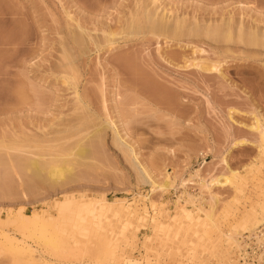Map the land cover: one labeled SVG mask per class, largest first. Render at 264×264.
<instances>
[{"label":"rangeland","instance_id":"obj_1","mask_svg":"<svg viewBox=\"0 0 264 264\" xmlns=\"http://www.w3.org/2000/svg\"><path fill=\"white\" fill-rule=\"evenodd\" d=\"M151 13L155 20L163 14L169 27L198 25L200 33L230 24L235 39L223 42L225 32L215 39L214 33L160 34L152 30ZM238 26L244 33L251 26L264 30V0H0V234L8 232L33 251L32 257H13L0 246V264H259L253 256L263 225L249 230L261 224L264 202V49L237 40ZM74 35L84 39L81 44ZM75 89L93 103L99 122L105 120L103 90L116 127L138 152L132 162L107 128L102 145L97 139L95 152L75 165L69 183L64 180L76 189L72 202L60 201L61 211L99 201L94 211L102 215L93 221L80 210L76 216L77 207L64 215L53 205L68 193L59 190L61 183H50L53 191L43 179L40 186L50 187L37 189L28 173L27 185L15 162L20 155L9 148L24 134L49 140L67 134L87 112ZM256 118L259 130L251 128ZM238 139L247 142L235 146ZM223 157L237 173L231 184L213 185L212 198L200 178L208 183L227 171ZM140 163L157 184L173 186L156 187ZM185 191L195 197L193 205L176 202ZM120 203L135 211L103 213L105 205ZM32 211L40 215L30 216L27 230L6 219ZM49 239L54 246L44 245Z\"/></svg>","mask_w":264,"mask_h":264},{"label":"bare ground","instance_id":"obj_2","mask_svg":"<svg viewBox=\"0 0 264 264\" xmlns=\"http://www.w3.org/2000/svg\"><path fill=\"white\" fill-rule=\"evenodd\" d=\"M150 15V14H149ZM153 16H154V13H153ZM152 17V13H151V16H150V21H151V19H153L152 20V27L154 28V29H152L153 31L154 30H156V32L158 31V32H160V34H166V35H171V36H173V38L174 37H179V36H181V35H185V34H189V35H191V34H193V35H195V36H200V35H204L205 36V33L206 34H210V33H212V34H210V35H213V33H214V39L215 38H219L218 36H216L217 35V33H224V34H220V35H223V37H225V39L223 38L222 40H223V42H226V41H228V42H230V41H232V39H233V37H234V32H232V29H231V27H229L230 26V24H228V23H226V24H228L227 25V28L226 27H224V28H226V30L224 31L223 29V31L221 32V31H217L218 29H219V27H216V29L214 28L213 30H212V28H210V30H208L209 29V26L208 25H206V27H205V29L207 28V26H208V28H207V30H206V32L205 33H200V29L202 30V28L200 27V26H198V25H196V26H194L193 27V29L192 28H189V27H186V29H185V27H184V22L183 23H180V22H177V24H176V26L175 27H169L168 25H166L165 24V22H164V15L162 14L161 15V19H158V20H155L154 18H151ZM164 18V19H163ZM179 21H181L182 22V20H179ZM151 24V23H150ZM241 25H243V24H241ZM256 26V25H255ZM151 27V28H152ZM211 27V26H210ZM244 26H238V28L237 29H239L238 30V36L236 37V39L239 37V39H241V41L240 42H243V44L244 43H246L247 45H252V46H256V45H258V47L256 46V48H259L260 47V45L261 46H263V48L261 47V49H264V30L263 29H261V27H250L249 28V30H247L248 32H246V33H244L245 32V29L243 28ZM78 28V27H77ZM233 28V27H232ZM82 29V28H81ZM83 31H84V29H82ZM215 30H216V32H215ZM220 30V29H219ZM234 31H235V29H233ZM237 31V30H236ZM203 32H204V29H203ZM200 33V34H199ZM216 33V34H215ZM234 33V34H233ZM77 35V34H76ZM76 35H74L73 36V40L76 42V45H78V44H81V42L86 38H84V36L83 35H77V37L78 36H83V38L84 39H82V41H81V37H79L80 38V41L81 42H79L78 41V39L77 38H75V36ZM109 35L113 38L114 37V33H109ZM219 35V36H220ZM216 36V37H215ZM209 37H211V36H209ZM221 37V36H220ZM246 37V38H245ZM75 38V39H74ZM222 38V37H221ZM221 38H220V40H221ZM244 38V39H243ZM235 39V38H234ZM233 39V40H234ZM217 40V39H216ZM225 40V41H224ZM238 40V39H237ZM73 41V42H74ZM77 41H78V43H77ZM75 42H74V44H75ZM86 43V39H85V41H83V44H85ZM114 44V42H112V41H109V45L111 46V45H113ZM95 45H97V44H95ZM79 46H81V45H79ZM249 46V47H250ZM96 48H99V49H101L99 46L98 47H96ZM109 48H111V47H109ZM251 48H253V47H251ZM99 51V50H98ZM125 60V62H126V60H130V58L129 59H124ZM123 60V61H124ZM131 61V64L129 63V61H127L126 63H128L129 65H132L133 66V63H132V60H130ZM126 63H125V65H126ZM127 64V65H128ZM126 65V66H127ZM202 65H204V64H202ZM132 66H131V69H132ZM204 66H206V65H204ZM203 66V67H204ZM208 66V65H207ZM206 66V68L205 69H208L209 67H207ZM130 66H128V68H129ZM211 69V68H210ZM132 72V71H131ZM133 75V74H132ZM103 79H105V78H103ZM102 81H105V80H102ZM105 83V82H104ZM74 87H76L75 85H74ZM159 87V86H158ZM102 89V88H101ZM129 90L130 91H132L133 92V85H130V87H129ZM76 91V92H75ZM75 95H77L76 96V98H77V100L79 101V103L83 106V108L84 109H86V111L87 112H85V116L84 115H82V119L79 121V117L78 118H76V120L79 122V123H76L75 125L73 124L72 125V128L71 129H67L66 130V132H67V134L65 133V132H62L61 131V135H62V133H64V134H66V136L65 137H62L61 138V135L60 136H56V135H54V136H52V137H55L56 136V138L54 139V138H52V139H54L55 141H57L58 139L57 138H59V140H61V141H59L58 140V142H56V145H55V143H52V141L53 142H55L54 140H49L48 139V136H46V138L48 139H45V136H43L44 138L43 139H41L40 137L38 138V137H32V136H30L29 134H24L25 135V137L23 136V137H21L22 139V141L20 142V143H18V145H16V143L14 144V143H12V145L14 144V145H16V146H14V148L11 146V147H9L10 149L12 148V151H14L13 149H15V151H14V153L16 152V151H18V154L20 155V156H18L17 155V153H15L18 157H20V158H18L17 157V159L15 158L16 157V155L15 154H11V150H9L8 151V146H7V151H6V149H5V152L6 153H8L7 155H9L8 157L9 158H11V159H13V158H15L16 159V161H15V159H14V161L15 162H20V165H21V167H19V168H21V169H23L22 171L20 170V172H23V171H25V172H23V174L21 173V175H23L24 176V178H22V179H24L25 181H27L26 182V184L28 185V181H32V177H31V175L36 179V180H38V181H36V183L38 184V182H39V184H38V186H31V190H34V188H37V187H39L40 186V180H48V183L50 184V183H52L53 184V186L55 187L56 185L58 186L60 183H61V185H60V187H58L59 188V190L61 189L63 192H68V193H64L63 194V199H59V200H54L55 201V203L53 202V205L55 206V207H57V209H59L58 211L61 213L62 211V208H60V206L62 205V203H60V201H62V200H64L66 203H69V202H72L71 201V198H75L74 196V191L73 190H71L72 189V187L74 186H69L68 184L66 185L65 184V181H68L67 183H69V180H71L72 178H70V177H72L73 175V170H74V167H75V165H77L78 164V166H80L81 164V162L83 163V161L85 160V159H87L90 155H92L94 152H95V150H94V152L93 153H91L90 154V152H91V150H92V148L94 147V145H95V143H97V139H98V142H100L101 141V143H97V144H101L102 145V139L101 138H103V135H104V133H105V130L107 129V128H111L112 129V131H113V133H114V142H115V146L117 147V148H119L120 150H122L124 153H126L129 157H130V160L133 162V158L135 159V160H137V158H138V152H137V150H136V148H135V146H133V143H127V141H125V139H124V137H123V135L120 133V131L118 130V128L116 127V123H115V120L113 119V117L111 116V114H110V112H108V105H107V99H106V95L105 94H103V90H101V93H102V95H100V97L102 96V99L100 100L101 101V104H102V108H103V110L105 111V120L103 119V121L102 122H99L98 121V119L100 120L101 119V117L96 113V111L92 108V106H91V104H93L91 101L90 102H87L85 99H84V96L82 95V94H80L76 89H75ZM119 96H118V94L116 93V95H115V99H114V101L116 102V103H118L119 102V98H118ZM84 116V117H83ZM96 120L99 122H97L96 123ZM101 121V120H100ZM93 123H95V124H93ZM251 128H255V129H258L259 130V128H260V122H259V119L258 118H256V124L255 125H252L251 126ZM92 129V130H91ZM60 132H58V134H59ZM57 134V135H58ZM64 136V135H63ZM261 137L262 138H264V133L262 132L261 133ZM50 139H51V136H50ZM57 139V140H56ZM94 139H96V141L94 142ZM100 139V140H99ZM17 140H19V139H17ZM17 140H15L16 142H18ZM76 141V142H71V144H69L70 143V141ZM20 141V140H19ZM60 142H62L61 144H63V145H58L57 143H59L60 144ZM247 141L245 140V139H241V140H235L234 141V145L236 146V145H243V144H245ZM249 143V142H248ZM247 143V144H248ZM54 144V145H53ZM66 146H65V145ZM6 144H4L3 146H1V147H3L4 148V146H5ZM8 145V144H7ZM233 145V146H234ZM99 146V145H98ZM234 146V147H235ZM6 147V146H5ZM95 147H96V145H95ZM94 147V148H95ZM93 148V149H94ZM96 148H98V147H96ZM11 151V152H10ZM12 155H10V154ZM22 153V154H21ZM3 155H5V153H3ZM6 155V156H7ZM14 155V156H13ZM21 155H23V156H21ZM89 155V156H88ZM2 156V155H1ZM1 156H0V158H1ZM20 159V160H19ZM223 159V161H224V163H225V168H226V170L227 171H225L224 173H222V174H219V175H217V176H215V177H213L212 179H211V181L210 182H208V183H206V181L204 180V179H202V178H200L201 180H200V183L199 184H201L202 185V187H204V188H206L208 191H209V193H210V196L212 197V198H215L216 196L214 195V194H212L213 192H212V186L213 185H216V186H220V187H224V186H227V185H229V184H231L232 182H233V178L235 177V175H236V173H237V171L236 170H232L230 167H229V163L227 162V159H226V157H223L222 158ZM1 160V159H0ZM18 160V161H17ZM86 161V160H85ZM15 162H14V164H15ZM10 163L12 164L13 163V161L11 162V160H10ZM14 164H12V165H14ZM17 165H19L18 163H16ZM86 164V163H85ZM85 164H83V165H85ZM140 166H141V173L143 174V176H145L152 184H154V185H156L157 184V182H156V180L153 178V176H152V172H151V170L149 169V167L145 164V163H140L139 164ZM199 172V170L197 169L196 170V172H195V174L196 173H198ZM24 173H26V175H24ZM31 174V175H29V174ZM28 175V176H27ZM22 176V177H23ZM25 176H27V177H29L30 176V178H31V180L28 178V180H27V177H26V179H25ZM195 176V175H194ZM144 177V178H145ZM33 178V180H34V182H35V179ZM68 178H70L69 180H68ZM67 179V180H66ZM24 180H22V185L23 186H25L24 185ZM65 180V181H64ZM50 181V182H49ZM62 181H64L63 183H62ZM34 182H32L33 183V185L35 184ZM31 183V182H30ZM31 183V184H32ZM45 183V184H44ZM37 184H35V185H37ZM47 182H43V185H44V187H43V185H42V187L40 186V188H48V187H50V185H51V187L53 188L52 190L53 191H55V188L52 186V184H47ZM55 184V185H54ZM62 184H64V185H62ZM45 185L46 186H48V187H45ZM56 186V187H57ZM173 185L171 184V182H169V181H165L163 184H157L156 185V187H161L163 190H168L170 187H172ZM27 188H28V186H26ZM34 187V188H33ZM75 187V189H76V185L74 186ZM23 188H25V187H23ZM27 188H26V192L28 191L27 190ZM79 188V187H78ZM81 188V187H80ZM38 189V188H37ZM49 189H51V188H49ZM74 189V188H73ZM30 190V191H31ZM56 190H57V188H56ZM60 190V191H61ZM68 190H70V192L68 191ZM58 191V190H57ZM60 191H58V192H60ZM61 191V192H62ZM78 191V190H77ZM24 192H25V189H24ZM25 192V193H26ZM62 192V193H63ZM52 193V192H51ZM50 193V194H51ZM76 193V192H75ZM27 194V193H26ZM30 194V193H29ZM54 194V193H53ZM55 194H56V192H55ZM46 195L48 196V194L46 193ZM44 196V194H42V196H44V197H47V196ZM184 195L186 196V198H183L182 199V196H178V200L176 201L177 203H180L181 201H184L186 204H192L193 205V203L194 202H196L195 201V197H193V195H191V194H189V193H187L186 191L184 192ZM77 197H78V195H76ZM79 196H81V197H84L85 195H79ZM39 197V196H38ZM41 197V196H40ZM38 199H40V198H38ZM42 199V198H41ZM97 202H99V201H94V202H92V201H89L88 203H84V204H76V202L75 203H73V206H75V205H78V207L77 206H75V207H77V208H79L78 210H77V208H76V211H75V207L74 208H72V209H74V210H72V209H70V210H72V211H75L74 213H76L77 211H81V213L83 214V216L84 215H86L87 216V214L88 215H90V216H88L89 218L88 219H90V221L92 220L93 221V219H96L97 217H99L100 215H102V214H100L99 215V213L101 212V211H98V214H97V212H95L94 210V204L95 203H97ZM78 203V202H77ZM75 204V205H74ZM198 207V206H197ZM104 209H102V211H104L103 213H105L106 212V210L107 211H111L112 213H113V215H116V216H120V215H125V216H127V215H130V214H132L134 211H135V207L134 206H126V205H123V203H120V206H114V205H105L104 207H103ZM199 209H201V211H202V208H201V206L200 207H198ZM68 208H65V211L66 210H69ZM44 210H46V209H43V213H46ZM48 210V209H47ZM69 210V211H70ZM85 210V212H83ZM20 212H21V210H19ZM18 211V212H19ZM64 211V212H65ZM68 211V213H72V211H70L69 212ZM184 212H186L187 210L185 209V210H183ZM261 211H262V213H261V224L256 228H252L251 230H249V232L251 233V232H254L255 230H257L258 228H260L262 225L264 226V202L261 204ZM17 212V213H18ZM58 212V213H59ZM64 212H62V213H64ZM67 212V211H66ZM87 212V213H86ZM188 212V211H187ZM189 212H191L190 210H189ZM188 212V213H189ZM14 214H9L7 217H6V219L7 220H10L11 221V223H15V224H18L19 225V229H22V230H27L28 229V220H29V218H30V216H33L34 218L36 217V218H39L38 216L40 215V214H37V212H35V211H32L31 213H32V215H28V216H26L25 217V215L24 214H22V213H19L18 215L15 213V212H13ZM48 213H49V211H48ZM80 213V214H81ZM91 213V214H90ZM102 213V212H101ZM16 214V215H15ZM65 214H67V213H64V215ZM77 214V215H76ZM75 215L76 216H78V214H79V212L78 213H76ZM15 215V216H14ZM24 215V216H23ZM50 215V214H49ZM61 215V214H60ZM104 215V214H103ZM82 216V215H81ZM206 216L208 217V218H211L212 217V215L211 214H206ZM87 219V220H88ZM91 223V224H90ZM89 224L92 226L93 224H95V222L93 223V222H90ZM93 223V224H92ZM88 224V225H89ZM17 225V226H18ZM85 225V224H84ZM83 225V226H84ZM88 225L86 226H82L81 225V228H85V227H88ZM93 226H95V225H93ZM89 228H91L90 226L87 228V230H89ZM79 229H80V226H79ZM92 230V231H91ZM82 231H84V233H85V231H86V229H84V230H81L80 229V231L78 230V232H79V234L81 233H83ZM89 232V231H88ZM90 232H93L94 233V230L91 228L90 229ZM6 233H8V232H5L4 234H2V232H1V234H0V237L2 236L3 237V240L4 241H1L0 242V246H2L3 248H7V249H10V252L11 251H13V257H15L14 256V254L16 255H22V254H28L30 257H32L33 255V251H32V249H31V245H29V244H27V243H21V240H18L17 238H13L12 236H9L8 234H6ZM93 233H90V234H92L93 235ZM31 234V233H30ZM4 235V236H3ZM85 235V234H84ZM89 235V234H88ZM91 235V237L92 238H95L94 236H92ZM248 237H250V236H248ZM264 242V235H263V233H262V235H257V241H256V243L258 244V246H260V245H262V243ZM236 243H238V247H240L241 245V241L240 240H238V239H236ZM44 245H47V246H50V247H52V246H54L55 245V242L53 241V239H49V240H46L45 242H44ZM253 252H254V250H253ZM246 254V253H245ZM245 254H243V255H245ZM254 260L256 259L257 260V262H259V264H264V254L263 253H258V252H255L254 253ZM45 264H48V263H45ZM49 264H51V263H49Z\"/></svg>","mask_w":264,"mask_h":264},{"label":"built area","instance_id":"obj_3","mask_svg":"<svg viewBox=\"0 0 264 264\" xmlns=\"http://www.w3.org/2000/svg\"><path fill=\"white\" fill-rule=\"evenodd\" d=\"M262 233L264 235V226H263V228L259 229V235H262ZM256 245H257L256 246V249H257L256 252L264 254V242L260 246H258L257 243H256Z\"/></svg>","mask_w":264,"mask_h":264}]
</instances>
